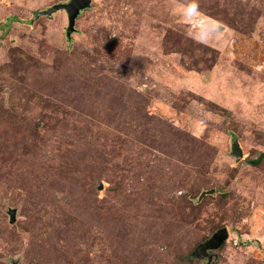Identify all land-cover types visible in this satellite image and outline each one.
<instances>
[{"label":"rangeland","instance_id":"374dc122","mask_svg":"<svg viewBox=\"0 0 264 264\" xmlns=\"http://www.w3.org/2000/svg\"><path fill=\"white\" fill-rule=\"evenodd\" d=\"M91 1L0 0V264H264V0Z\"/></svg>","mask_w":264,"mask_h":264},{"label":"water","instance_id":"95a60500","mask_svg":"<svg viewBox=\"0 0 264 264\" xmlns=\"http://www.w3.org/2000/svg\"><path fill=\"white\" fill-rule=\"evenodd\" d=\"M91 4V0H69V2L66 4H57L48 8L47 10L37 12L32 22L38 20L42 16H49L60 10H64L68 15L67 33L70 36L75 30V24L78 16L82 11L89 9L91 7ZM232 155L236 158L237 161L243 158V152L236 139H234L232 144ZM210 193H213V190L203 193L202 196ZM11 219L12 222L15 221L14 214L11 215ZM228 237L229 234L227 229H221L214 235L213 238L199 245L196 251L193 253L192 257L197 259L208 258V264H210L213 258V255L210 253V251L219 249L225 243Z\"/></svg>","mask_w":264,"mask_h":264},{"label":"trees","instance_id":"16d2710c","mask_svg":"<svg viewBox=\"0 0 264 264\" xmlns=\"http://www.w3.org/2000/svg\"><path fill=\"white\" fill-rule=\"evenodd\" d=\"M253 164H255V162H253Z\"/></svg>","mask_w":264,"mask_h":264}]
</instances>
